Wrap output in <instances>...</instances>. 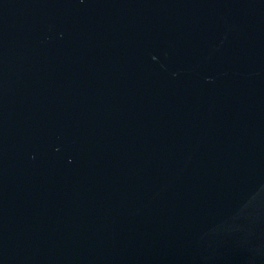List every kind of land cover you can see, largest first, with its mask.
Masks as SVG:
<instances>
[{"label": "water", "instance_id": "water-1", "mask_svg": "<svg viewBox=\"0 0 264 264\" xmlns=\"http://www.w3.org/2000/svg\"><path fill=\"white\" fill-rule=\"evenodd\" d=\"M0 264H264V0H0Z\"/></svg>", "mask_w": 264, "mask_h": 264}]
</instances>
